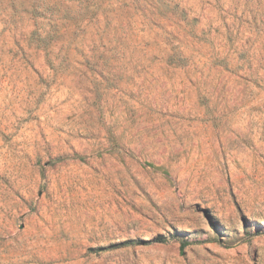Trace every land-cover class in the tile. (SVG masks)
Segmentation results:
<instances>
[{
	"label": "rangeland",
	"instance_id": "rangeland-1",
	"mask_svg": "<svg viewBox=\"0 0 264 264\" xmlns=\"http://www.w3.org/2000/svg\"><path fill=\"white\" fill-rule=\"evenodd\" d=\"M0 264H264V0H0Z\"/></svg>",
	"mask_w": 264,
	"mask_h": 264
},
{
	"label": "trees",
	"instance_id": "trees-1",
	"mask_svg": "<svg viewBox=\"0 0 264 264\" xmlns=\"http://www.w3.org/2000/svg\"><path fill=\"white\" fill-rule=\"evenodd\" d=\"M156 242H161V241L158 240V239H155V240H153V241H151V242H149V243H156ZM147 243H148V242H147ZM124 245L127 246V245H129V243H124ZM182 247H184V243H182Z\"/></svg>",
	"mask_w": 264,
	"mask_h": 264
}]
</instances>
